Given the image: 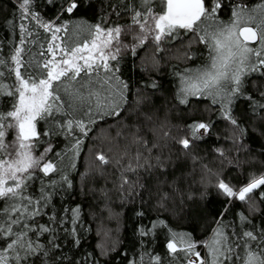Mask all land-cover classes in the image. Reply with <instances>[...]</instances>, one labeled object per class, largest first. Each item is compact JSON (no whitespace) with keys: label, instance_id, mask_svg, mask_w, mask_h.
Listing matches in <instances>:
<instances>
[{"label":"snow or ice","instance_id":"6c2138e0","mask_svg":"<svg viewBox=\"0 0 264 264\" xmlns=\"http://www.w3.org/2000/svg\"><path fill=\"white\" fill-rule=\"evenodd\" d=\"M46 2L52 5L55 12V17L48 22L40 21L33 11L34 0H17L15 7L21 21L35 20L51 33V41L46 47L48 55L42 50L39 53L43 57L42 62L24 60L23 45L32 32L24 23H20L19 46L7 59L0 58V96L12 98L10 108L0 111V264H35L41 258L43 264H49L50 253L61 247L56 242L58 237L53 226L78 224L81 213L79 206L61 209L70 213L67 219L50 207L54 194L52 188L63 189L70 196L68 190L73 188V184L58 169L56 161L47 155L53 152V147L51 144L45 147L43 138L67 134L75 137L74 146L78 148L82 143L80 137L87 136L92 130L90 125L106 116H121L124 89L128 87L123 84V88H118V95L110 93L104 98L91 90L95 87L93 74L98 76L101 70L113 72L115 66L109 61L117 59L124 27L108 24L104 20L86 28L81 27L80 31L87 32L83 41L55 43L59 39L58 33L68 32L63 18H72L83 8L92 5L87 0ZM159 4V9H156L153 0H139L132 8L129 28L136 29L134 40L137 44L143 46L151 39L157 50L162 51V41L182 39L180 30H184V34L191 33L208 53L201 66L176 73L179 76L178 103L188 106L192 99H208L219 118L231 125L232 143L243 148L240 138L247 129L234 114V109L238 102L246 101L245 111L249 106L252 108L261 121L260 135L264 136V87L258 92L260 99L245 88V79L250 73H261V79H264V0L253 7L230 3L229 0H159ZM128 7L125 5V8ZM225 9L230 11L227 22L220 19V13ZM58 20L62 22L57 24ZM186 58L191 59L192 56L186 54ZM7 79H11L12 83H6ZM108 79L104 83H108ZM38 121L48 123L50 130L38 131ZM213 126L211 119H192L185 125L183 135L173 139V143L179 145L186 155H193L191 150L196 141L210 135ZM148 135L137 127L122 128L117 133L115 153L100 152L95 157L101 174L112 168L113 186L123 196H142V192L137 191L144 188L142 175L154 171L161 176L166 174L170 159L164 155L167 145L155 138L149 139ZM163 135L169 137L168 132ZM215 152L220 157L225 156L221 148H216ZM204 167L207 169L206 165ZM38 172L44 176L59 172L60 179L41 182L39 194L36 195L30 193L29 189ZM207 172L211 174V169H207ZM184 180V177H179L171 183L167 179L161 182L156 197L162 208L176 196L182 201L193 199L191 196L185 197L178 187ZM193 182L195 176L188 181L189 185ZM214 187L226 198L227 204L240 201L249 205L251 211H257L255 201L259 199L264 203V172L253 174L239 187L224 178H217ZM227 204L217 215L214 221L216 227L207 239L196 242L190 236L185 239L181 235V241L186 244L181 251L186 256L195 257L187 259L186 264H264V228L244 227L251 221L243 213L238 216V227L224 223ZM44 217H47V222L38 223V218ZM61 230L73 237V243H78L76 227ZM150 231L142 230L141 235H147ZM45 234H50L47 244L40 240ZM197 247L206 249L207 256H201L196 251ZM167 248L172 254L178 251L174 240L167 243ZM56 259V256H52L53 261ZM154 259L159 264L160 258L157 256Z\"/></svg>","mask_w":264,"mask_h":264},{"label":"trees","instance_id":"16d2710c","mask_svg":"<svg viewBox=\"0 0 264 264\" xmlns=\"http://www.w3.org/2000/svg\"><path fill=\"white\" fill-rule=\"evenodd\" d=\"M229 2L253 7L261 0ZM16 3L17 0H0V58L7 59L13 49L19 46V24L24 23L32 32V36L26 37L23 45L24 60L42 62L43 57H40L39 53L45 50V55H48L46 47L51 41V33L46 32L35 20L21 21ZM87 3L92 6L83 8L72 18H63L68 32L58 33L59 39L55 43H63L64 40L69 43L83 41L87 32L80 31V28L104 20L111 25L128 26L131 10L139 0H87ZM125 5L129 7L125 8ZM153 5L159 9V0H153ZM33 11L42 22H48L55 17L52 5L46 0H34ZM220 19L227 22L230 19V11L225 9L221 12ZM61 22L56 21L57 24ZM180 32L182 39L168 42L174 45L184 38H193L195 43L179 51L178 57L164 60L159 58L160 64L155 71L142 60L143 53L147 50L143 45L135 48V51L123 50L116 60H110L109 63L115 66L112 73L101 70L98 76L92 75L95 87L91 90L99 93L101 98L108 97L110 93L118 95V88H123V84L128 85L127 89H124L121 116H106L98 123L90 125L92 130L87 136L80 137L82 143L78 148L74 146L75 137L67 134L43 138L45 147L48 144L53 147V152L47 155L56 161L58 169L62 170V174L73 184V188L68 190L70 196L65 194L63 189L57 190L53 187L50 207L65 219L70 213L62 212V208L79 206L81 209L77 225L64 223L60 227L53 226L58 237L56 242L61 247L50 253L49 264H157L154 259L157 256L160 258L159 264H186L187 259L192 256H186L185 252L181 251L186 247L180 239L181 235H184L185 239L190 236L196 242L207 239L216 227L214 221L217 215L227 204L226 198L214 187L217 178H224L233 186L239 187L253 174L264 172V155L261 154L264 153V136L260 135L259 127L261 121L254 115L250 106L247 112L245 111L246 101L238 102L234 109V114L247 129L240 138L244 144L243 148L232 143L231 125L219 118L208 99H192L188 106L178 103L176 94L179 76L176 73L201 66L208 55L204 46L198 43L191 33L184 34V30ZM186 54H190L192 58H186ZM117 68L118 71L115 70ZM109 77L111 78L108 79ZM105 79H108V83H104ZM6 83L11 84L12 80L7 79ZM261 87H264L261 73H250L246 77V91L256 99H260L258 92ZM11 103V97L0 96V111L10 108ZM201 117L212 120L214 126L211 134L196 141L191 150L193 155H186L179 145L173 143V139L183 135L185 125L192 119ZM129 126L140 128L145 135L151 134L148 135L149 139L155 138L158 142L166 144L164 155L170 158L164 176L155 171L146 176L142 175L144 188L137 189L142 192V196L127 197L119 194L113 186L112 168L109 167L107 172L101 174L95 159L100 152L114 154L117 133ZM37 130L48 131L50 126L44 121H38ZM164 132H168L169 137H165ZM216 148L223 149L225 156L220 157L215 152ZM205 165L207 169H211V174H208ZM193 176L195 182L189 185L188 181ZM36 177L29 192L38 195L41 182L59 180L60 173L44 176L38 172ZM179 177L185 178L184 183L178 185L183 190V195L193 199L182 201L176 196L162 208L156 197L157 188L162 186L161 182L165 179L171 183ZM255 203L258 205L257 211H251L249 205L240 201L227 204V211L223 216L224 223L232 225L233 228L238 227V216L243 213L251 221L244 227H255L257 230L264 228V203L259 199ZM46 222L47 217L38 218V223ZM154 224L158 226L153 227ZM72 227L77 228L78 243H73V237L61 230ZM148 229L151 231L147 235H141L142 230ZM49 236L50 234L41 236V242L47 244ZM170 240H174L177 245L178 251L175 254L170 253L167 248ZM196 251L203 257L207 256V250L203 247H197ZM52 256L57 259L53 261ZM35 264H43V258L36 260Z\"/></svg>","mask_w":264,"mask_h":264},{"label":"rangeland","instance_id":"374dc122","mask_svg":"<svg viewBox=\"0 0 264 264\" xmlns=\"http://www.w3.org/2000/svg\"><path fill=\"white\" fill-rule=\"evenodd\" d=\"M125 31L121 35L120 39V52L126 49H133L134 45L135 48L142 47L137 44V42L134 40V37L136 35V29L129 28L128 26H124ZM191 43H195L193 38H184L182 41L177 42V44L169 43L167 39L161 42L160 48L162 51H158L155 44L152 42L151 39H149L145 44V48H147L146 52L143 53L142 60L144 59V63L146 66H148L150 69L154 70L158 68L160 61L159 58L164 60L166 58H175L178 57L177 54L179 51H183L186 48H188V45ZM119 52V54H120ZM159 53V54H158ZM118 54V55H119ZM177 55V56H174ZM191 259H195V257H191Z\"/></svg>","mask_w":264,"mask_h":264}]
</instances>
